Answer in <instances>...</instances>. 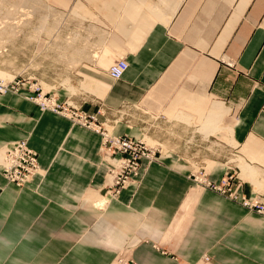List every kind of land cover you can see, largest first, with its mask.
I'll use <instances>...</instances> for the list:
<instances>
[{"label": "crops", "instance_id": "0c3cea01", "mask_svg": "<svg viewBox=\"0 0 264 264\" xmlns=\"http://www.w3.org/2000/svg\"><path fill=\"white\" fill-rule=\"evenodd\" d=\"M48 1L37 12H49L51 51L66 63L59 102L112 118L115 135L178 147L143 160L141 184L102 210L101 136L0 95V150L28 139L43 171L19 189L0 169V264H117L126 248L138 264H207V253L264 264V217L197 188L185 160L212 156L209 181L231 168L242 197L264 200V0ZM121 59L129 68L113 80Z\"/></svg>", "mask_w": 264, "mask_h": 264}, {"label": "rangeland", "instance_id": "374dc122", "mask_svg": "<svg viewBox=\"0 0 264 264\" xmlns=\"http://www.w3.org/2000/svg\"><path fill=\"white\" fill-rule=\"evenodd\" d=\"M36 3L40 4L41 7L38 6L36 8L34 6V4ZM48 4V0H35V2L32 0H0V71L10 73L13 75L12 77L20 76L19 78L22 79L23 83H26L29 80H34L35 82H38L43 86L45 92H52L58 96L59 94L57 90H59V88L61 90H64L65 88L63 82L66 79V63L64 60H57L55 54L51 51L49 44V12L46 11V9H42L41 12H37L40 10L38 8H44V6H48ZM18 5H26L27 7L26 9L20 8L19 11H16L15 9H17ZM32 9L35 10L33 11ZM12 77L7 79H13ZM15 95L27 99L25 93L23 92ZM41 112L43 111L41 110ZM99 119L101 121L109 120L110 122H112V118L109 117H104L103 119L99 117ZM155 119L159 118H157V116L150 118V120ZM169 120L172 121L173 118L169 117ZM24 140H27L29 142L28 139ZM157 144L158 146L156 145L153 147H157L158 150H161L162 152L160 151L157 153V156L153 161L154 163L159 162L161 160L163 152H165V154L174 151L176 152L178 147V142H174V145L172 146L171 150L169 149L167 142H157ZM190 144L192 145V143H189V146H191ZM102 145L103 143L101 139L99 156L102 162H104L108 166L104 184L105 194H97L99 195V197L94 200H99L92 201V203L94 205H97L98 208L104 210L105 208H107L111 198L117 197L121 190L128 187L130 184H136L137 186H139L143 180V176L141 174V161L139 167H136V170H134V173L131 175L129 182L127 184L116 186V176L120 171L115 170V168H113V165L108 161L106 154L102 150ZM148 145H150V143ZM4 147H7V145ZM33 151L38 155V153L34 149ZM214 159L215 158H213L212 156L203 157L201 155H198L195 153V151L189 153L188 156L185 158V160L189 164H191L193 168L191 179L193 180L197 188L205 189L206 187L199 185L195 182L194 174L201 169L200 167L207 165V168H205V170L208 177L212 168V166H210V163ZM148 162V165L153 163L149 160ZM230 170L231 169L228 168V172L226 173L225 178L229 176L227 174L230 173ZM33 180L34 178L31 179L29 183H31ZM216 193L230 199L229 197L220 192ZM145 242L149 243L148 240H145ZM203 262L210 264L213 262V258L207 253L203 258ZM116 263L138 264L132 256V249L129 248L121 250L117 257Z\"/></svg>", "mask_w": 264, "mask_h": 264}, {"label": "built area", "instance_id": "2783aa9c", "mask_svg": "<svg viewBox=\"0 0 264 264\" xmlns=\"http://www.w3.org/2000/svg\"><path fill=\"white\" fill-rule=\"evenodd\" d=\"M129 68L126 59H121L112 64L108 70L113 80H120ZM20 76L4 81L0 79V95L25 93L26 98L39 106L43 111H49L69 119L74 125L91 130L101 136L102 150L115 170L120 171L116 176V186L127 184L131 175L144 159L153 162L160 152L157 147L149 146L144 140H135L128 136L115 135V122L101 121L96 114L84 112L72 102H59L57 95L45 92L43 86L29 80L22 82ZM27 87V88H26ZM26 91V92H25ZM204 164V163H203ZM195 174V182L208 189L220 192L230 199L240 202L251 212L264 216V200L242 197L239 192V180L233 173H228L221 184L209 181L205 168L200 167ZM0 169L9 182L22 188L33 179L40 170L38 155L30 147L27 140H19L5 148ZM231 169V168H230ZM231 171V170H230Z\"/></svg>", "mask_w": 264, "mask_h": 264}, {"label": "bare ground", "instance_id": "6f19581e", "mask_svg": "<svg viewBox=\"0 0 264 264\" xmlns=\"http://www.w3.org/2000/svg\"><path fill=\"white\" fill-rule=\"evenodd\" d=\"M35 6H37V5H35ZM24 7H25V6H24ZM37 7H38V6H37ZM37 7H36V8H37ZM29 10H30V9H29ZM32 10H33V9H32ZM34 10H35V9H34ZM34 10H33V11H34ZM37 10H38V9H37ZM24 13H25V12H24ZM26 13H27V12H26ZM30 13H31V12H30ZM32 13H34V12H32ZM23 17H24V16H23ZM1 25H2V24H1ZM12 76H13V75L10 74V73H5V72H3V71H0V79H2V80H4V81L11 80V79H7V78H10V77H12ZM12 78H14V77H12ZM63 84H65V81L63 82ZM180 116H181V115H180ZM212 117H213V116H212ZM182 118L185 119V121H186L189 125H190L191 123H193V122H192V118H191L190 116H187V115H186V116H184V117H182ZM182 118H181V119H182ZM178 119H180V118H178ZM183 119H182V120H183ZM207 119H208V118H207ZM214 119H215V118H214ZM209 121H210V120H209ZM217 121H218V120L215 119L216 124H217ZM186 122H185V123H186ZM205 122H206V121H205ZM207 123H208V121H207ZM207 123H204V124L202 125V127L205 126V124H207ZM216 124L213 123V126H210V125H212V124L209 123V126H208V124L206 125V126L208 127V128H206V129L209 131V129H211L212 127H214V125H216ZM191 125H192V124H191ZM200 128H201V127H200ZM204 129H205V127H204ZM206 129H205V130H206ZM200 130H201V131H200ZM200 130H199V132H201V133L204 132L203 128H201ZM202 130H203V131H202ZM207 130H206V131H207ZM208 131H207V132H204V133H208ZM211 131H212V130H211ZM206 135H207V134H206ZM209 135H210V134H209ZM205 137H206V136H205ZM206 138H207V137H206ZM208 140H209V139H208ZM145 142H147L148 144L150 143L151 146H156V145L158 146V144H159V143L157 144V142H154L153 140H151V139H149V138H145ZM155 143H156V144H155ZM150 145H149V146H150ZM161 145H162V144H161ZM5 148H6V147H4V148H2V149L0 150V163H1V161L3 160V156H4V152H5ZM242 161H243V160H242ZM211 164H212V161H211L210 165H211ZM245 168H246V167H245ZM249 170H250V169H249ZM252 171H253V170H252ZM252 171H250V172H252ZM250 172H249V173H250ZM42 174H43V171H42L41 168H40L39 172H38L36 175H42ZM246 175H247V174H246ZM34 178H35V177H34Z\"/></svg>", "mask_w": 264, "mask_h": 264}, {"label": "clouds", "instance_id": "9594fccd", "mask_svg": "<svg viewBox=\"0 0 264 264\" xmlns=\"http://www.w3.org/2000/svg\"><path fill=\"white\" fill-rule=\"evenodd\" d=\"M105 244L109 245V246H114V245L118 244V241L115 239H109V240L105 241Z\"/></svg>", "mask_w": 264, "mask_h": 264}]
</instances>
